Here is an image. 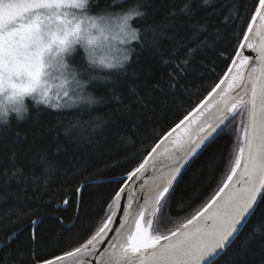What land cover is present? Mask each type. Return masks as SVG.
<instances>
[{
  "label": "snow or ice",
  "instance_id": "obj_1",
  "mask_svg": "<svg viewBox=\"0 0 264 264\" xmlns=\"http://www.w3.org/2000/svg\"><path fill=\"white\" fill-rule=\"evenodd\" d=\"M104 45L118 55L98 59ZM210 51L225 58L211 89L167 130L145 137L150 114L184 98L197 60ZM101 106L108 111L97 117ZM70 108L79 109L77 119L65 116ZM205 108L215 109L212 120L199 123L193 138L190 117ZM13 114L27 131L13 126ZM182 125L175 149L158 152ZM229 129L239 135L214 194L175 227L154 229L171 223L174 202L182 205L186 166ZM113 150L105 168L125 166L120 157L135 166L97 213L85 203V177ZM141 151L139 159L129 155ZM161 156L170 161L166 171ZM61 206L74 215L42 233L41 213ZM253 218L257 224L243 232ZM78 222L87 239L41 254L42 242L71 243ZM25 224L26 242L17 244ZM4 249L0 264H264V0L250 12L244 0H0Z\"/></svg>",
  "mask_w": 264,
  "mask_h": 264
},
{
  "label": "trees",
  "instance_id": "obj_2",
  "mask_svg": "<svg viewBox=\"0 0 264 264\" xmlns=\"http://www.w3.org/2000/svg\"><path fill=\"white\" fill-rule=\"evenodd\" d=\"M179 2L180 0H176V3ZM255 2L256 0H244V5L248 12L252 10V5ZM221 47L226 48L228 52L232 51V49L228 48L227 44H223ZM224 60L225 58L219 56L218 52L211 51L204 54L202 61L197 60V64L201 65V67L189 80V91L185 93L183 99L178 98L175 103H170L166 112L162 113L157 110L155 113L150 114L149 120L145 122V126L142 130L145 137L151 135L153 131H155L156 134H159L161 131L167 130L177 115L182 118L184 113L190 107L198 103L199 99H202L203 96L207 94V91L211 89L215 79L225 68ZM213 67H215V71H212ZM189 96H191L192 99L191 105L186 102ZM26 103H31V101L26 99ZM77 111H79V109L70 108L65 112V116L70 120H75L77 117L73 114ZM107 111V106H101L94 115L97 117L103 116ZM11 119L13 126H18L22 131H27L28 125L26 123L16 124L14 114ZM84 119H88L87 115L84 116ZM67 122L68 120L65 121V123ZM237 135H239V133H232L230 129L227 130L226 133H220L218 136H215L207 142V146L192 158L190 164L186 166V169L180 178L178 192L184 193L182 205H177V203L174 202L168 213L171 223L166 219L165 223L162 225L154 224L155 228L158 227L160 231H166L169 228L175 227L176 224L180 223L185 218H188L191 214H194L195 211L207 202V200L214 194L219 184L223 181L227 171L231 167L232 153L235 150V138ZM152 142L151 139L146 141L147 144H151ZM137 147H142V145L138 144ZM109 155L112 157V161L110 162H114L116 158L115 150L110 154H106L103 161L99 158L96 159L94 161L95 166L93 167V170L85 177L87 180L85 203L89 206L90 210H94L97 213H99L104 201L108 200L117 190L119 181L115 179L121 178L126 170L135 166L134 164H127L125 157H120L121 163L125 166L122 167L120 164H117L114 168H105L104 164L105 161H109ZM129 155L135 156L136 159H139V157L143 155V152L141 151L139 154L129 153ZM23 159L24 158L21 157V162H23ZM54 182L58 183L59 181ZM176 199L179 200V196ZM61 215L66 218L67 224V218L74 215L72 207L61 206L60 208H53L47 213L42 212L41 217L39 218L41 232L47 233L50 227L55 224L56 218ZM256 224L257 219L253 218L243 232L246 233L248 229ZM28 227L29 225L25 224L24 227L20 229L17 244L26 242V229ZM77 233L80 234L75 235ZM59 234L61 236L66 235L62 230H60ZM73 234L74 239L71 243L62 240L59 243L49 245L42 242L39 249L41 254L46 256L60 254L62 251L68 250L87 239V235L82 233L80 222H78L76 228L73 229ZM15 247L16 245H13V248ZM8 251V249H4L3 252H0V255H5Z\"/></svg>",
  "mask_w": 264,
  "mask_h": 264
},
{
  "label": "water",
  "instance_id": "obj_3",
  "mask_svg": "<svg viewBox=\"0 0 264 264\" xmlns=\"http://www.w3.org/2000/svg\"><path fill=\"white\" fill-rule=\"evenodd\" d=\"M223 87V86H222ZM219 91V90H218ZM215 100V96L209 101V103H212L214 102ZM204 112V115H199V113H194L193 114V117H190V120H196L197 123H193L191 125V128L189 130V134L194 138L196 135H197V129H198V126H199V123H203L205 121H211L212 120V113L215 112V109L214 108H211V109H208V108H205L202 110ZM244 122H247V112L245 110V113H244ZM187 123V122H186ZM184 128V126L182 125L181 126V129H177V133H174L172 137H169L168 140H166L164 142V144L161 145L160 149H158V152L159 151H162L165 147H172L174 146V149H175V144L172 142L173 141V138L179 134L181 132V130ZM162 157V156H161ZM161 157L158 159L157 161V164L159 165L160 163V160H161ZM150 164H151V161H150ZM149 174H151V168H149ZM115 180H120V178L118 179H115ZM117 207H119V202H117Z\"/></svg>",
  "mask_w": 264,
  "mask_h": 264
},
{
  "label": "rangeland",
  "instance_id": "obj_4",
  "mask_svg": "<svg viewBox=\"0 0 264 264\" xmlns=\"http://www.w3.org/2000/svg\"><path fill=\"white\" fill-rule=\"evenodd\" d=\"M118 53L115 52V51H111L109 49V47L107 45H104V47L102 49H98V56L97 58H105V59H108V58H111V57H114V56H117ZM153 228H155V226L153 225Z\"/></svg>",
  "mask_w": 264,
  "mask_h": 264
},
{
  "label": "bare ground",
  "instance_id": "obj_5",
  "mask_svg": "<svg viewBox=\"0 0 264 264\" xmlns=\"http://www.w3.org/2000/svg\"><path fill=\"white\" fill-rule=\"evenodd\" d=\"M167 148H168V147H167ZM168 149H169V150H174V146L169 147ZM169 163H170V161H168V160L166 159V157L162 156V157H161V160H160V163H159L158 166H159L160 169L166 171V170H167V165H168Z\"/></svg>",
  "mask_w": 264,
  "mask_h": 264
}]
</instances>
